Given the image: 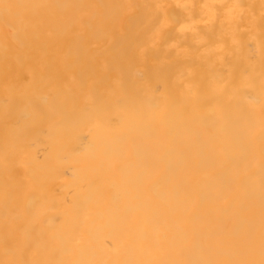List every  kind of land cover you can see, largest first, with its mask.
<instances>
[{
	"label": "bare ground",
	"instance_id": "bare-ground-1",
	"mask_svg": "<svg viewBox=\"0 0 264 264\" xmlns=\"http://www.w3.org/2000/svg\"><path fill=\"white\" fill-rule=\"evenodd\" d=\"M0 264H264V0H0Z\"/></svg>",
	"mask_w": 264,
	"mask_h": 264
}]
</instances>
